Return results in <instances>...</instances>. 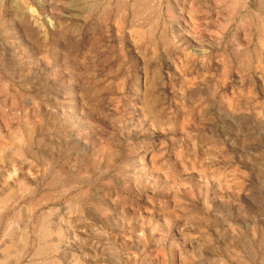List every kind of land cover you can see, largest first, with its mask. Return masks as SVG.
<instances>
[{
	"label": "rangeland",
	"instance_id": "rangeland-1",
	"mask_svg": "<svg viewBox=\"0 0 264 264\" xmlns=\"http://www.w3.org/2000/svg\"><path fill=\"white\" fill-rule=\"evenodd\" d=\"M0 264H264V0H0Z\"/></svg>",
	"mask_w": 264,
	"mask_h": 264
}]
</instances>
